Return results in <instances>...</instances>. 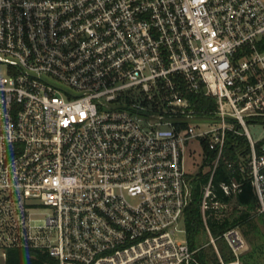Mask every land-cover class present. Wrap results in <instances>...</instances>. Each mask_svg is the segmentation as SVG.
I'll return each mask as SVG.
<instances>
[{"label": "built area", "instance_id": "2783aa9c", "mask_svg": "<svg viewBox=\"0 0 264 264\" xmlns=\"http://www.w3.org/2000/svg\"><path fill=\"white\" fill-rule=\"evenodd\" d=\"M198 94L215 107L195 108ZM248 121L264 123V0H0V261L23 247L58 264H193L175 235L207 173L204 245L241 264V227L209 221L244 208L246 179L264 214ZM228 133L247 137V160L226 157ZM195 137L204 165L190 175Z\"/></svg>", "mask_w": 264, "mask_h": 264}, {"label": "trees", "instance_id": "16d2710c", "mask_svg": "<svg viewBox=\"0 0 264 264\" xmlns=\"http://www.w3.org/2000/svg\"><path fill=\"white\" fill-rule=\"evenodd\" d=\"M193 102L198 110L215 107L213 100L203 94H198ZM259 143L257 142L258 145ZM249 152L250 144L246 136L227 134L226 157L237 161L241 157H246L247 160ZM221 170L223 174H226L224 167H221ZM207 175V173L201 174L196 178L192 176V198L184 214L186 240L192 249H197L195 252L197 262L193 264L219 263V257L212 245H204L206 232L200 211V186ZM236 201L244 206L240 212L233 209L230 218H226L222 224L211 220L209 225L215 233L231 225H239L249 245L248 249L240 255L241 264H264V214L258 215L253 212L256 208V198L248 179L244 183L243 191L237 195ZM218 245L223 260L230 261L233 257L227 243L219 239ZM0 264H58V261L46 251L17 247L8 249L5 259L0 261Z\"/></svg>", "mask_w": 264, "mask_h": 264}, {"label": "rangeland", "instance_id": "374dc122", "mask_svg": "<svg viewBox=\"0 0 264 264\" xmlns=\"http://www.w3.org/2000/svg\"><path fill=\"white\" fill-rule=\"evenodd\" d=\"M199 119H190L189 122L192 124H196ZM204 127V126H203ZM248 129L254 140L259 141V145L257 147L259 150H264V123L248 121ZM199 130V129H197ZM201 138L195 137L191 138L186 142L185 145V169L190 175H194L199 169L201 165H204V146ZM203 169H208V166H204ZM51 212V208L38 205L33 210V217L35 219L36 224H44L45 218ZM180 229H184V224L181 222L179 224ZM178 240H186L185 231H178L175 235ZM208 241V237H205V243ZM247 242V241H246ZM249 245L247 242L246 249H248ZM245 249V250H246ZM244 250V251H245Z\"/></svg>", "mask_w": 264, "mask_h": 264}]
</instances>
